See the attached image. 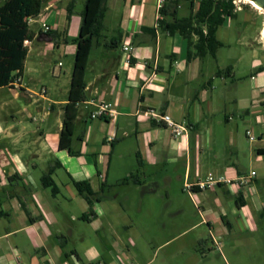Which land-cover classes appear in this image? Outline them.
<instances>
[{
  "label": "crops",
  "instance_id": "crops-1",
  "mask_svg": "<svg viewBox=\"0 0 264 264\" xmlns=\"http://www.w3.org/2000/svg\"><path fill=\"white\" fill-rule=\"evenodd\" d=\"M118 4L106 0L103 36L88 55L71 152L58 149L57 144L72 63L66 72L59 69L53 74L55 86H42L44 94L31 90L22 77L33 39L44 43L38 55L60 48L73 62L75 44L68 38L78 33L80 13L74 14L72 8L67 20L68 0H43L40 12L28 23L33 39L27 45L19 87L12 82L0 86L11 89L14 97L27 92L38 97L0 98V264H91L102 255L116 262L114 250L132 241L134 220L145 214L144 201L152 200L160 182L165 185L175 177L199 193L198 183L208 176L229 180L215 184L224 196L215 195L214 206L204 203L208 207L202 211L215 225L216 237L211 221L206 220L212 241L219 238L228 256L221 248L218 258L224 264H264V194L257 186H262L264 176L254 174L247 183H252L253 190L248 187L247 193L245 184L239 183L244 174L239 155L244 150L245 130L252 129L257 136L248 140L253 144L247 147L249 158L254 154L259 160L263 154L256 150H264L261 61L251 63L256 68L251 89L259 95L229 97L218 90L214 77L226 85L225 77L234 75L232 67L205 66L204 56L187 58L182 30L168 32L159 27L157 0ZM176 4L159 18L169 22L172 11L181 17L197 7L196 1ZM41 22L50 25L49 34ZM119 35L118 49L103 47ZM127 43L131 49L124 51L122 45ZM61 74L66 79L61 81ZM102 102L111 103L114 115L90 118V111ZM8 105L11 108L6 109ZM231 105L241 110L239 123L229 116ZM32 106L34 113L29 111ZM149 108L185 124L187 132L174 136L165 124L141 114ZM227 149L233 160L221 159L219 152ZM49 168L50 178L44 181ZM130 174L134 175L131 180L121 182ZM75 181H87L97 194L92 211L77 192ZM144 207L148 209L147 204Z\"/></svg>",
  "mask_w": 264,
  "mask_h": 264
},
{
  "label": "rangeland",
  "instance_id": "rangeland-1",
  "mask_svg": "<svg viewBox=\"0 0 264 264\" xmlns=\"http://www.w3.org/2000/svg\"><path fill=\"white\" fill-rule=\"evenodd\" d=\"M107 2L110 5L119 3L117 6L120 7L122 0H107ZM235 2L240 5V9L236 10L234 15L226 16L225 22L218 26L216 31V37L222 45L217 48L214 57L204 56L203 63L205 66H213L216 69L232 67L234 75L225 77L226 85L222 84L219 77H214L218 90L224 91L229 97L251 98L259 95L251 89V75L256 73V68L251 66L252 61L260 60L261 67L264 69V39L261 38L264 27V9L262 7L255 8L250 3L243 1L235 0ZM83 5L84 0H74V14H79ZM41 37L45 38L46 36ZM50 42L53 44L56 40ZM68 42L74 44L71 37L68 38ZM43 44V42L33 39L29 45L26 68L22 77L23 83L33 91L44 85L55 86L56 76L53 74L59 72V69L66 72L72 63V56L62 54L60 48L52 47L38 55L37 51L44 48ZM35 69L38 71L37 75L32 73ZM60 76L61 81L66 79V76L63 77L62 74ZM27 94L29 93L27 92L22 97H14L13 91L8 87L0 89V98H38L33 95L34 93ZM259 96L262 97L264 94ZM13 104L10 105L13 106ZM10 105L6 109L11 108ZM239 109L238 106L231 105L229 107L228 113L233 122L239 123L240 121L241 114L239 112L241 113V110ZM29 111L34 113V107H29ZM242 129L243 127H241V131ZM243 136L244 150L239 155L243 176L250 171H253L257 178L264 176V154L259 160L255 159L254 154L249 158L247 147H251L253 144H250L245 134ZM204 153L207 154V152ZM219 153L221 159L233 160L228 149ZM257 186L258 190L261 187L262 194H264V179L262 186ZM248 187L253 190L252 183L245 184L244 193L248 192ZM213 189L216 190V194ZM215 195L218 198L224 196L222 188L214 184L200 188V192L197 193L191 188H185V183L175 177L168 184L164 185L163 182H160L155 194L151 195L152 200L144 201L142 213L145 214L137 216L134 220L131 243L128 241L120 244L119 249L114 250L119 260L114 262L110 256L102 255L93 260L91 264H224L225 262L218 258V253L223 247L219 238L215 240L218 241V244L212 241L206 220L211 221L210 230L216 237L215 225L211 217L202 212L208 207L204 203L209 202L208 205L214 206ZM222 203L225 206L224 200ZM146 204L148 209L144 207ZM135 225L138 226L135 227ZM121 231L124 232L125 229ZM259 234L256 232L257 239ZM222 251L226 256L225 249Z\"/></svg>",
  "mask_w": 264,
  "mask_h": 264
},
{
  "label": "trees",
  "instance_id": "trees-1",
  "mask_svg": "<svg viewBox=\"0 0 264 264\" xmlns=\"http://www.w3.org/2000/svg\"><path fill=\"white\" fill-rule=\"evenodd\" d=\"M179 0H170L159 8L160 15H165L166 8L172 7ZM190 4L197 3L196 10L186 16L178 17L175 12L170 13L168 22L158 18V25L168 32L175 29L182 30L183 37L187 41V55L215 56V52L222 43L216 38V31L225 16L234 15V6L231 1L224 0H187ZM66 7L67 20L73 8L74 0H68ZM172 4V5H171ZM43 5V0H0V86H6L9 82L21 76L23 64L27 54V46L23 40L33 39V32L29 29L27 19L38 15ZM175 8V7H174ZM106 11V0H84L83 9L80 12V24L78 33L73 42L75 50L70 73L67 101L63 104L62 124L58 136V149L70 150L71 136L76 117V105L84 99V73L87 66L88 55L92 46L99 43L103 36V17ZM49 31L45 33L49 34ZM51 33V32H50ZM121 43V35L103 43L107 49H118ZM264 154V150H256ZM51 168L44 174V181L50 178ZM130 174L122 178L121 182L132 179ZM77 192L82 195L92 211V203L97 194L91 189L87 181H75ZM92 213V212H91ZM85 217V216H83Z\"/></svg>",
  "mask_w": 264,
  "mask_h": 264
},
{
  "label": "built area",
  "instance_id": "built-area-1",
  "mask_svg": "<svg viewBox=\"0 0 264 264\" xmlns=\"http://www.w3.org/2000/svg\"><path fill=\"white\" fill-rule=\"evenodd\" d=\"M168 0H157V9L159 10L160 7H162L164 4H166ZM170 1V0H169ZM216 1V0H213ZM224 1H231V3L234 6V11L239 10L240 9V5L237 4L235 2V0H224ZM239 3H243V2H239ZM175 6H178L177 4H175ZM160 17L159 12L156 14V19H158ZM32 18H28L27 19V23H29L31 21ZM41 26L43 28V31H48L50 30V25L46 24L45 22H41ZM261 38H263L261 36ZM264 39V38H263ZM29 43L28 39H24L23 40V45L27 46ZM122 49L124 51H129L131 49V45L129 43L122 45ZM19 83V79H15L12 81V85L14 87H19L18 85ZM46 91L45 87H41L36 93L39 94H44ZM115 113V111L112 108L111 103L109 102H102V103H97L95 108L90 111L89 113V117L90 118H96V117H105V116H113ZM141 114L144 116H147L149 118H152L155 121L158 122H162L163 124H165L167 127H169L172 131V133L174 134V136L180 135L182 133H186L187 132V126L183 123H179V122H174L168 114L163 113V112H159L157 110L154 109H145L141 111ZM34 119V118H33ZM245 135L247 136V138L250 141H253L257 138V136H255V134L253 133L252 130L248 129L245 130ZM254 176V172L250 171L247 175L241 176L239 178V183L240 184H247L251 177ZM220 181H225V182H229V180H221V179H217L214 180L211 176H208L207 179L203 182L198 183V187L199 188H206L209 185L212 186L213 184H217ZM185 188H191V185L189 183H185ZM217 246V245H216ZM219 247V246H217Z\"/></svg>",
  "mask_w": 264,
  "mask_h": 264
},
{
  "label": "bare ground",
  "instance_id": "bare-ground-1",
  "mask_svg": "<svg viewBox=\"0 0 264 264\" xmlns=\"http://www.w3.org/2000/svg\"><path fill=\"white\" fill-rule=\"evenodd\" d=\"M238 1H243V2H246V3H250L253 7L255 8H259L258 5H256L252 0H238ZM262 36L264 38V27H263V33H262Z\"/></svg>",
  "mask_w": 264,
  "mask_h": 264
},
{
  "label": "water",
  "instance_id": "water-1",
  "mask_svg": "<svg viewBox=\"0 0 264 264\" xmlns=\"http://www.w3.org/2000/svg\"><path fill=\"white\" fill-rule=\"evenodd\" d=\"M259 7L264 8V0H252Z\"/></svg>",
  "mask_w": 264,
  "mask_h": 264
},
{
  "label": "flooded vegetation",
  "instance_id": "flooded-vegetation-1",
  "mask_svg": "<svg viewBox=\"0 0 264 264\" xmlns=\"http://www.w3.org/2000/svg\"><path fill=\"white\" fill-rule=\"evenodd\" d=\"M264 9V8H263Z\"/></svg>",
  "mask_w": 264,
  "mask_h": 264
}]
</instances>
